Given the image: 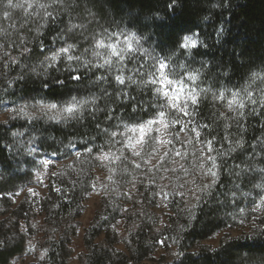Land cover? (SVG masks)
<instances>
[{
  "label": "trees",
  "instance_id": "1",
  "mask_svg": "<svg viewBox=\"0 0 264 264\" xmlns=\"http://www.w3.org/2000/svg\"><path fill=\"white\" fill-rule=\"evenodd\" d=\"M17 2L25 7H9ZM23 2L0 0V46L10 57L6 64L0 60V106L3 101H78L80 108L66 122L0 123V264H12L25 254L28 215L34 210L57 231L48 259L67 264L75 234L67 222L81 216L97 167L92 160L90 174L52 178L44 197L33 202L27 197L15 206L9 195L32 174L23 171L27 161L19 168L13 165V134L33 132L41 151L60 158L70 157L76 148L81 154L77 169L85 158L91 165L92 156L115 151V133L122 127L140 125L163 111L147 82L132 75L112 78L106 66L93 61L96 34L118 29L135 33L168 66L192 76L199 96L190 116L215 151V182L201 194L192 217L184 218L171 206L168 229L179 234L182 255L172 264H264V190L256 195L257 213L246 216L244 208L264 179V0H34L31 10ZM192 35L198 45L188 51L184 41ZM69 45L76 58L42 66L46 56ZM111 178L85 231L86 264H143L159 244L154 234L158 224L145 217L125 218L123 208L115 212L113 206L122 201L116 197V171ZM124 219L127 239L121 240L117 227ZM241 219L250 222L248 233L225 237L218 249L202 244ZM121 242L127 251L118 248Z\"/></svg>",
  "mask_w": 264,
  "mask_h": 264
},
{
  "label": "rangeland",
  "instance_id": "2",
  "mask_svg": "<svg viewBox=\"0 0 264 264\" xmlns=\"http://www.w3.org/2000/svg\"><path fill=\"white\" fill-rule=\"evenodd\" d=\"M19 2L9 7L16 11L24 8L25 6H17ZM22 2L30 5L27 6L30 10L36 8L33 6L34 0ZM91 44L96 49L93 61L98 67L106 66L104 71L110 73L112 78H127V75H132L147 82L162 104L163 111L140 125L122 127L120 132L115 133V151L98 157L92 156L91 165L90 162L87 163L89 159L85 158L84 165L77 169L74 163L81 154L76 148L72 150L70 157L60 158L41 151L33 132L13 134V158L16 159L13 165L19 168L27 161L29 166L23 171L30 172L32 177L16 193L10 194L9 198L15 206L27 197L33 202L35 198L44 197L48 193L52 178L70 180L77 172L80 175L90 174L95 161L97 167L92 171L93 178L90 177L92 189L83 203L82 214L79 219L67 222L70 230H75L70 246L73 252L67 264H86L88 253L84 245L85 231L92 225L102 205V197L112 185L111 176L114 171L116 180L113 181L118 188L116 197L122 201L119 204L114 201L113 205H116L113 210L119 212L123 208L125 218L138 220V217H145L148 222L158 224L154 234L159 238V244L151 258L143 264H172L182 255L178 244L179 234L168 229L171 226L170 217L174 215L171 206L176 205L184 218L190 219L201 194L214 184L216 178L215 151L209 143L201 139L189 112L198 99L199 91L190 74L168 66L133 32L121 29L103 31L96 34ZM197 45L196 35L189 36L184 41V48L188 51ZM74 52L69 45L66 49L46 56L42 66H53L63 57L73 60L76 58ZM0 60L3 64L10 60L8 52L2 46ZM260 89L263 94L264 84ZM240 100L237 99L239 102ZM237 104L238 102H234L231 106L236 107ZM221 107L224 108V105ZM79 108L78 101L70 104L3 101L0 106V123L66 122ZM263 182L264 179H261V185L254 189L256 194L246 199V216L252 210L253 213L259 211L256 195H261L260 192L264 190ZM28 216L31 217V231L26 252L12 264H53L48 259L47 252L53 239L58 238L57 231L45 223V218L38 211H31ZM244 220L241 219L236 227L216 233L202 244L218 249L225 237L240 238L250 231V222ZM126 222V219L121 220L117 227L122 236L121 240L127 239ZM103 238L102 236L100 240ZM118 248L127 251L123 242L119 243Z\"/></svg>",
  "mask_w": 264,
  "mask_h": 264
}]
</instances>
